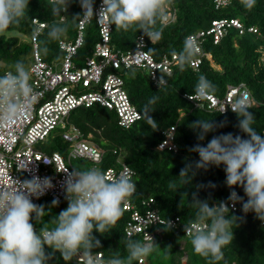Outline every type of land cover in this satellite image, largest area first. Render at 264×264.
<instances>
[{"label":"trees","instance_id":"obj_1","mask_svg":"<svg viewBox=\"0 0 264 264\" xmlns=\"http://www.w3.org/2000/svg\"><path fill=\"white\" fill-rule=\"evenodd\" d=\"M99 1L101 0H95V4ZM167 2L174 10V20L166 25H163L161 20L158 21L156 28L162 30V37L150 41L148 47L158 60L164 55L172 57L174 52L180 53L186 37L200 30H208L217 18L237 17L246 26H256L264 34V0H256L255 6L250 10L242 5L241 0H231L222 8H216L213 0H164V4ZM80 12L79 4L73 3L68 14L56 16L52 12L51 0H30L26 18L19 25L12 26L0 34V76L6 71L14 72L17 61H22L29 70L33 60L30 37L34 30V17L47 22L39 37L40 49H48L46 55L41 52L43 58L50 63L63 58L65 51L59 47V41L70 40L77 35L79 20L73 21L71 15ZM161 13L163 15L162 9ZM53 23L66 24L68 30L60 40L48 41L46 33ZM139 35L142 33L138 30L118 31L113 25L111 43L116 48L133 49ZM99 38L98 24L92 19L86 25L84 42L75 56L79 64L93 55ZM261 44L262 40L256 35L250 32L240 34L235 28L228 29L217 44L208 36L202 45V51L210 57L204 55L199 68L187 65L183 70L179 67L177 58L173 62L172 74L166 77L167 85L160 88L151 81L144 70L129 69L127 72L130 79L126 81L128 92L142 112V118L129 128L121 127L115 112L100 105L74 110L71 122L82 130L85 137L104 150L103 167L114 166L118 158H122L134 169L138 200L153 197L155 206L163 216H180L183 222L196 220L198 209L192 203L193 193L197 192L196 185H204L197 194L201 200L210 197V204L227 198L232 189L225 184L223 165L211 166L207 171L200 170L194 177H190L189 183L184 184L189 178L178 177L181 168L186 162L199 159L198 154L190 153L188 149L197 143L206 145L214 135L220 133L231 132L242 137L245 134L237 127L238 117L234 112L221 114L216 110L197 108L184 95L194 92L201 75L215 85V93L220 96L226 92L228 85L244 83L258 103L249 109L255 115L253 127L264 135V60L260 51ZM154 96L158 98L154 104L149 105V100ZM149 108L153 110L151 116L155 120L154 125H149L146 119L145 113ZM197 119H214L216 122L226 121L227 124L216 132L208 133L201 142L197 139V132L191 128V123ZM172 125H176L175 141L178 150L175 152L158 149V143L163 138L162 131ZM46 141L48 140L43 144L47 152L60 151L65 154L70 147V142L66 141L62 134L55 145H46ZM210 183L214 184L215 188L208 187ZM52 201L51 197H43L40 200V204L51 211L37 222L38 229L43 226L54 227L51 219L54 220L55 215L67 207L66 200L59 201L55 207H52ZM229 215L233 216L234 239L222 249V258L219 261H211V264H264V222L258 220L254 213L245 215L242 209ZM126 217L123 213L120 220L103 235L95 233L102 247L93 249V252L102 251L107 258H126L129 240L145 243L140 236L126 235ZM241 217L243 219H240ZM154 242L157 245L153 251L143 256L146 264H210V258L194 252L190 237L181 230L165 226ZM184 256L186 261L183 260ZM138 260L139 258L133 260L132 264H139ZM49 264L79 263L74 257L66 262L57 252Z\"/></svg>","mask_w":264,"mask_h":264},{"label":"clouds","instance_id":"obj_2","mask_svg":"<svg viewBox=\"0 0 264 264\" xmlns=\"http://www.w3.org/2000/svg\"><path fill=\"white\" fill-rule=\"evenodd\" d=\"M73 3H78L81 8L80 13L71 15L73 21L106 19L116 30H138L151 42L162 37V30H157L156 26L163 19L161 9L164 0H101L98 10L95 0H51L53 15L68 14ZM241 3L250 10L256 0H241ZM29 5L30 0H0V34L19 25L27 16ZM67 30L66 24L53 23L48 28L46 40H60ZM39 36V30L34 31L33 39ZM40 51L46 55L48 49L44 47ZM197 51L196 39L190 36L185 38L181 52H174L173 55L178 56L179 67L183 70L193 62ZM14 67V72L0 76V113L7 121L18 117L36 98L25 64L17 61ZM162 83L165 81L160 76L157 80L159 88ZM215 92V85L201 75L194 88L195 99H210ZM157 98L152 97L149 105L154 104ZM200 107L202 105L197 104V108ZM230 108L237 115V127L245 136L220 133L206 145L197 143L190 147L188 151L198 154L199 159L186 162L178 177H188L184 181L187 184L190 177L200 170L207 171L211 166L223 165L225 184L232 189L228 202L232 207L240 203L245 215L254 213L258 220L264 222V135L253 127L255 115L249 111V94L235 99ZM152 112L149 108L145 113L149 125L155 124ZM226 124V121L197 119L191 123V128L197 132L198 141L202 142L208 133L216 132ZM71 169L63 171L62 187L67 207L56 214L54 220L51 219L55 225L52 228L43 226L37 230V222L51 209L46 210L43 204L33 202L34 197L39 199L54 187L51 178L38 175L13 178L11 186L0 188V264H49L57 252L66 262L73 257H82L84 264H132L133 260L153 251L157 244L152 237L148 243L129 240L126 258L113 256L98 262L93 249L102 245L95 233L103 235L120 220L123 205L135 193L136 184L127 172L109 177L99 167ZM25 171H30L28 166L22 173ZM208 187L215 188V185L210 183ZM236 187L243 189L244 196L234 190ZM202 188L203 184L196 185L197 192ZM197 192L192 196V203L198 209L197 223L185 225L184 232L190 237L194 252L210 258L211 264V261L222 258V249L234 239L233 216L229 215L228 202L210 204V197L201 200ZM58 204V199L51 202L52 207ZM198 224H205V227H198ZM168 226L170 229L173 226L170 220Z\"/></svg>","mask_w":264,"mask_h":264},{"label":"built area","instance_id":"obj_3","mask_svg":"<svg viewBox=\"0 0 264 264\" xmlns=\"http://www.w3.org/2000/svg\"><path fill=\"white\" fill-rule=\"evenodd\" d=\"M230 2L231 0H213L216 8H222ZM100 5L101 1L96 4L97 10ZM162 10L163 25L174 20V10L169 2L162 6ZM93 19L98 24L100 38L95 45L93 55L79 64L75 56L84 42V31L90 21L79 20L77 35L73 39L59 41V47L65 51L63 58L50 63L42 56L39 38L33 39L34 31L39 30L41 35L47 22L38 17L33 18L34 30L30 37L33 60L29 67V74L36 98L11 121L5 120L0 113V188L11 186L13 178H30L31 175H38L41 178L49 177L54 187L41 198H33V202L38 205L43 197L65 200L62 187L65 177L63 171L67 169L71 171V168L84 169L75 165L74 159H80L82 164L90 161V167L101 168L109 177L127 172L136 184L134 169L122 158H118L114 166L103 167L104 150L85 137L82 130L71 122V114L78 108L100 105L115 112L121 127H131L142 118V112L129 95L124 74L131 68H138L144 70L156 86H158L159 77L163 76L165 83L161 86H165L167 85L166 77L172 74L173 62L178 58L174 55L172 57L164 55L162 59H156L148 50L150 40L143 34L136 38L133 49L116 48L111 43L113 25L108 24L106 19ZM230 28L237 29L240 34L250 32L259 37L262 40L260 51L264 60V34L261 30L253 25L246 26L237 17H222L214 19L208 30H200L188 36L195 37L198 45L197 54L190 65L199 68L203 63V56L210 57L208 53L205 54L202 51V45L208 36H211L213 42L217 44ZM245 93L249 94L250 107L258 104L244 83L228 85L223 95L215 93L214 97L207 100L195 99L194 92L186 93L184 97L196 106L200 104L202 108L209 110L221 112L228 107L225 112L228 113L233 112L230 108L231 103ZM189 96L193 98L189 99ZM57 127L62 129L63 138L70 142L67 153L47 152L37 148V143L47 140ZM162 134L163 138L158 143V149L176 152L178 150L175 141L176 125L164 129ZM26 166L30 171L22 173ZM235 191L240 196H244L242 188ZM137 195L135 191L123 205V213L125 212L127 216L124 230L128 237L140 236L145 243H148L151 242L150 237L155 240L161 229L168 226L169 220L173 228L183 232L185 225L197 223V220L183 222L180 216H163L155 206L153 197L140 201ZM228 197L222 201L228 202ZM228 203L230 213L242 209L240 203H237L235 207L231 206V202ZM197 226L203 228L205 224ZM93 254L98 262L107 258L102 251L93 252ZM74 259L77 263L84 264L82 257H74ZM138 263L146 264L145 257L139 258Z\"/></svg>","mask_w":264,"mask_h":264},{"label":"rangeland","instance_id":"obj_4","mask_svg":"<svg viewBox=\"0 0 264 264\" xmlns=\"http://www.w3.org/2000/svg\"><path fill=\"white\" fill-rule=\"evenodd\" d=\"M124 77H125V79H126V81L127 80H129L130 79V74H129V72H126L125 74H124ZM61 134H62V129L60 128V127H57L48 137H47V140L48 141H46V145H55L58 141H59V137L61 136ZM36 147L37 148H40V149H43V150H45L46 151V146H44V144H43V142H39V143H37V145H36ZM73 163L75 164V165H79V166H81V167H83V168H90V166H91V162L90 161H86V163L85 164H82V163H80V159H74L73 160ZM124 214H126L125 212H124ZM183 260L184 261H186V256H184L183 257Z\"/></svg>","mask_w":264,"mask_h":264}]
</instances>
